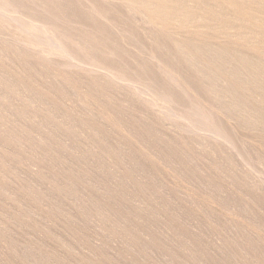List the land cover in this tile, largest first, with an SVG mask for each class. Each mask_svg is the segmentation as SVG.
<instances>
[{"label": "bare ground", "instance_id": "obj_1", "mask_svg": "<svg viewBox=\"0 0 264 264\" xmlns=\"http://www.w3.org/2000/svg\"><path fill=\"white\" fill-rule=\"evenodd\" d=\"M263 45L264 0H0V264H264Z\"/></svg>", "mask_w": 264, "mask_h": 264}, {"label": "rangeland", "instance_id": "obj_2", "mask_svg": "<svg viewBox=\"0 0 264 264\" xmlns=\"http://www.w3.org/2000/svg\"><path fill=\"white\" fill-rule=\"evenodd\" d=\"M260 47H261V46H259V48H260ZM262 47H264V45H263ZM260 49H261V48H260ZM260 51L263 52V51H264V48H262ZM263 144H264V142H263Z\"/></svg>", "mask_w": 264, "mask_h": 264}]
</instances>
